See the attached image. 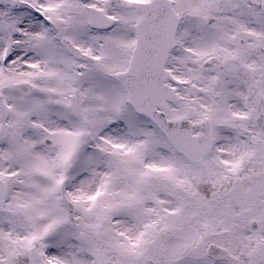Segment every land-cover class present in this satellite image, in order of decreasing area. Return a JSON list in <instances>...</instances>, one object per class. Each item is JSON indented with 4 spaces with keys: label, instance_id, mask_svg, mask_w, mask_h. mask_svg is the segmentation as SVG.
I'll return each mask as SVG.
<instances>
[{
    "label": "snow or ice",
    "instance_id": "1",
    "mask_svg": "<svg viewBox=\"0 0 264 264\" xmlns=\"http://www.w3.org/2000/svg\"><path fill=\"white\" fill-rule=\"evenodd\" d=\"M0 264H264V0H0Z\"/></svg>",
    "mask_w": 264,
    "mask_h": 264
}]
</instances>
